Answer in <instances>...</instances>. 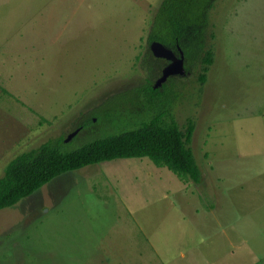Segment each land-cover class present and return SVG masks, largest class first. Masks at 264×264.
<instances>
[{"label":"rangeland","instance_id":"1","mask_svg":"<svg viewBox=\"0 0 264 264\" xmlns=\"http://www.w3.org/2000/svg\"><path fill=\"white\" fill-rule=\"evenodd\" d=\"M159 1L0 0V177L86 117L64 149L147 115L130 89L165 66L146 43ZM210 18L202 93L193 63L163 86L195 121L200 181L148 157L62 173L0 210V264H264V0H216Z\"/></svg>","mask_w":264,"mask_h":264},{"label":"trees","instance_id":"2","mask_svg":"<svg viewBox=\"0 0 264 264\" xmlns=\"http://www.w3.org/2000/svg\"><path fill=\"white\" fill-rule=\"evenodd\" d=\"M215 1L160 0L151 10L146 29L148 48L152 41L162 43L175 53L179 47L187 73L189 65L197 64L200 93L214 60L212 40L215 32L210 17ZM168 81L156 88L148 81L130 89L138 97L147 99L150 110L132 121L129 129L91 139L72 150L64 149L66 136H59L13 157L0 177V210L16 204L62 173L120 158L148 157L182 180L199 182L201 170L190 146L195 121L188 117L180 126L173 119L169 105L177 86L171 80V90L163 91ZM91 124L95 123L86 117L80 120L77 128L80 131Z\"/></svg>","mask_w":264,"mask_h":264},{"label":"water","instance_id":"3","mask_svg":"<svg viewBox=\"0 0 264 264\" xmlns=\"http://www.w3.org/2000/svg\"><path fill=\"white\" fill-rule=\"evenodd\" d=\"M149 49L153 56L169 61L168 64L162 68L160 76L153 83L154 88L161 86V84L171 76H184L187 74L186 68L184 66V55L179 47H177V55L171 49L166 48L162 43L158 41H152L149 44ZM78 131V128L73 130L66 136L64 141L68 142L73 136L78 133Z\"/></svg>","mask_w":264,"mask_h":264},{"label":"flooded vegetation","instance_id":"4","mask_svg":"<svg viewBox=\"0 0 264 264\" xmlns=\"http://www.w3.org/2000/svg\"><path fill=\"white\" fill-rule=\"evenodd\" d=\"M176 55H177V53H175ZM162 60H164V62H165V65H167L168 64V62L169 61H167V60H165V59H162ZM188 74V73H187ZM79 128V127H78Z\"/></svg>","mask_w":264,"mask_h":264}]
</instances>
